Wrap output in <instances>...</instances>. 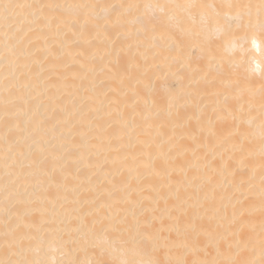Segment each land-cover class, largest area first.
Returning <instances> with one entry per match:
<instances>
[{"label":"bare ground","instance_id":"6f19581e","mask_svg":"<svg viewBox=\"0 0 264 264\" xmlns=\"http://www.w3.org/2000/svg\"><path fill=\"white\" fill-rule=\"evenodd\" d=\"M263 90L264 0H0V264H264Z\"/></svg>","mask_w":264,"mask_h":264},{"label":"rangeland","instance_id":"374dc122","mask_svg":"<svg viewBox=\"0 0 264 264\" xmlns=\"http://www.w3.org/2000/svg\"><path fill=\"white\" fill-rule=\"evenodd\" d=\"M236 82H237L238 86H240V88H238V90H244V88H245L244 87V83L242 81H240V80H238ZM256 98H257L256 102L258 103V105L260 107V111H264V102L262 101V98H264V90L259 92L257 94Z\"/></svg>","mask_w":264,"mask_h":264}]
</instances>
